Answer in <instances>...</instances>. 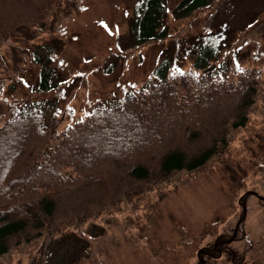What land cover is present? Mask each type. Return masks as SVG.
Here are the masks:
<instances>
[{"label": "trees", "instance_id": "16d2710c", "mask_svg": "<svg viewBox=\"0 0 264 264\" xmlns=\"http://www.w3.org/2000/svg\"><path fill=\"white\" fill-rule=\"evenodd\" d=\"M212 2L178 0L173 15L184 17ZM80 6L81 0H0V99L28 66L19 40L59 30L60 14ZM168 9L167 0H137L131 43L168 35ZM227 36L218 29L196 35L190 67H175L170 53L153 79L62 127L61 116L48 117L45 103L19 106L6 100L0 111V255L45 230L57 235L66 227L81 229L124 201L135 207L143 190H157L164 198L166 188L231 143L254 113L264 115L263 53L255 52L253 65L229 62L222 57ZM42 52L33 53L42 65L41 81L55 79L51 54ZM259 200L264 207V196ZM233 240L206 245L200 264H216L224 252L233 257Z\"/></svg>", "mask_w": 264, "mask_h": 264}, {"label": "rangeland", "instance_id": "374dc122", "mask_svg": "<svg viewBox=\"0 0 264 264\" xmlns=\"http://www.w3.org/2000/svg\"><path fill=\"white\" fill-rule=\"evenodd\" d=\"M136 1L81 0L80 8L60 14L59 30L33 41L20 39L28 66L13 86L8 84L0 111L7 108L6 100L19 106L42 102L49 118L61 116L62 127L153 79L170 53L175 67H190L193 39L216 29L230 42L223 59L253 65L260 51L264 65V0H213L180 18L173 15L178 0H167L168 35L133 44L129 22ZM43 49L51 54L48 64L55 79L41 81L42 65L33 53ZM46 52L41 56L49 57ZM157 192L143 190L135 207L124 201L120 209L100 212L81 229L66 227L57 235L45 230L23 240L0 255V264H200L208 252L204 247L219 239H234V254L224 252L216 264H264V207L259 200L264 196V115L254 113L231 143L166 188L164 198Z\"/></svg>", "mask_w": 264, "mask_h": 264}]
</instances>
